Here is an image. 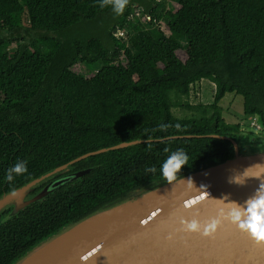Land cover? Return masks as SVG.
<instances>
[{"label": "trees", "instance_id": "1", "mask_svg": "<svg viewBox=\"0 0 264 264\" xmlns=\"http://www.w3.org/2000/svg\"><path fill=\"white\" fill-rule=\"evenodd\" d=\"M110 11L97 0H0V196L90 152L147 141L73 164L69 171H91L0 219V264L162 178L178 148L191 165L181 177L233 157L229 140L186 137L240 141L241 125L226 122L219 105L227 94L242 96L245 116L264 125V0H137L107 23ZM203 80L215 84L214 101L192 105ZM17 161L28 171L9 182Z\"/></svg>", "mask_w": 264, "mask_h": 264}, {"label": "water", "instance_id": "2", "mask_svg": "<svg viewBox=\"0 0 264 264\" xmlns=\"http://www.w3.org/2000/svg\"><path fill=\"white\" fill-rule=\"evenodd\" d=\"M240 134L249 137L251 143L264 142L263 136L257 139L249 133ZM186 137L229 140L234 145V155L182 176L175 185L168 184L162 177L137 188L121 201L95 208L38 244L14 264H264V243H257L227 221L209 237L203 236L202 231L185 232L181 224L182 220H197L203 230V226L220 219L219 213L225 205L217 200L226 196L227 201L243 203L254 195L264 183V167H260L264 166L263 145L244 146L230 136L215 133ZM142 142L147 141L123 142L90 152L4 193L0 196L1 222L91 171L86 169L51 181L32 194L47 180L69 171L73 164L92 155ZM247 169V175L253 178L242 185L229 182ZM189 178L191 185H188ZM152 218L151 223L143 225Z\"/></svg>", "mask_w": 264, "mask_h": 264}, {"label": "clouds", "instance_id": "3", "mask_svg": "<svg viewBox=\"0 0 264 264\" xmlns=\"http://www.w3.org/2000/svg\"><path fill=\"white\" fill-rule=\"evenodd\" d=\"M97 2L100 8L110 7L115 14L121 15L125 11L129 0H97ZM167 127L168 125L161 124L160 130H166ZM189 159L188 153L183 148L172 151L162 162L159 168L160 175L168 184L175 185L181 179L182 169L185 166H191ZM27 171V162L17 161L7 169L5 179L12 182L16 176L22 175ZM248 171L249 169L245 170L242 174L236 175L229 182L237 185L244 184L248 178H253L247 175ZM145 172L155 174L157 168L155 166H146ZM188 185H191V178L188 180ZM217 201L225 205V208L221 209L219 213L220 219H214L211 223L203 226V230L197 220H192L191 222L182 220L183 230L188 233H201L202 231L203 236L209 237L215 233L223 221H227L240 231L249 235L257 243H264V183H261L255 194L243 203L227 201L226 196L222 200ZM223 201L227 202L225 203Z\"/></svg>", "mask_w": 264, "mask_h": 264}, {"label": "rangeland", "instance_id": "4", "mask_svg": "<svg viewBox=\"0 0 264 264\" xmlns=\"http://www.w3.org/2000/svg\"><path fill=\"white\" fill-rule=\"evenodd\" d=\"M137 0H129L128 5L133 4ZM140 3L137 7L133 8V14L131 16V20H134L136 17L140 15V7L141 10H144V6ZM127 8V7H126ZM124 13V12H123ZM111 15V19H109ZM120 15L115 14L112 10L109 14L104 16L107 23H112L114 20H116ZM100 23L99 22H88V29L91 31V29L96 28ZM116 36H123V33L120 31L116 32ZM13 51H9V56H13ZM186 53L179 52V57L184 59ZM216 91V86L213 82L209 80H203L200 83L196 84L189 97V102L192 105H209L212 104L214 101V95ZM223 109V117L226 120V122L230 124H237L239 123L241 125L242 132L249 133L252 135L257 136V139L259 136L264 137V125L261 121V119L256 116L254 118H247L244 114V99L242 96H238L236 94H227L224 99L219 104ZM174 114L178 117H186L191 116L192 111L189 110H182V109H174ZM251 141V140H250ZM258 143V142H257ZM260 146L263 145L264 142H261V144H246L244 146Z\"/></svg>", "mask_w": 264, "mask_h": 264}, {"label": "flooded vegetation", "instance_id": "5", "mask_svg": "<svg viewBox=\"0 0 264 264\" xmlns=\"http://www.w3.org/2000/svg\"><path fill=\"white\" fill-rule=\"evenodd\" d=\"M242 132V131H241ZM136 140H140V139H136ZM136 140H133V141H136ZM239 142L240 143H242L243 145H246V144H249V143H251V141H250V138L249 137H246V136H243L242 134H240V136H239ZM128 142H131V141H128ZM143 143V142H142ZM255 144V142H252V144ZM83 170H85V169H80V170H78V171H69V172H62V173H60V175L58 176V177H55L52 181H54V180H58V179H60V178H63V177H67V176H69V175H72V174H74V173H77V172H80V171H83ZM51 182V181H50ZM49 183V182H48ZM48 183H47V185H48ZM46 184L44 185V186H47Z\"/></svg>", "mask_w": 264, "mask_h": 264}, {"label": "bare ground", "instance_id": "6", "mask_svg": "<svg viewBox=\"0 0 264 264\" xmlns=\"http://www.w3.org/2000/svg\"><path fill=\"white\" fill-rule=\"evenodd\" d=\"M200 200H203L202 198H200ZM195 201H198V200H195ZM191 204V203H190ZM151 221H153V218L150 219V220H147L143 223V225H148L149 223H151Z\"/></svg>", "mask_w": 264, "mask_h": 264}]
</instances>
